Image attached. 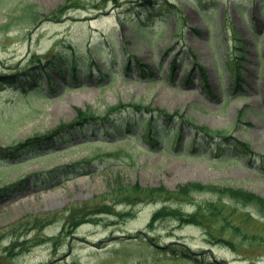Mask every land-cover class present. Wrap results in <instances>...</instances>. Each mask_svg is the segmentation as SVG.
<instances>
[{"label": "rangeland", "instance_id": "rangeland-1", "mask_svg": "<svg viewBox=\"0 0 264 264\" xmlns=\"http://www.w3.org/2000/svg\"><path fill=\"white\" fill-rule=\"evenodd\" d=\"M61 8L65 12L56 13ZM57 54L76 57L78 82L49 71L57 90L48 98L34 94L48 86L36 70L41 81L27 96L12 91L16 80L0 78V145L71 124L76 110L102 115L124 102L157 114L179 112L197 127L232 134L254 154L233 153L235 162L193 149L187 156L169 147L144 150L133 146V137L102 144L95 138L105 134L92 136L88 126L85 135L73 133L19 162L0 157V264H264V221L255 214L244 224L241 211L229 219L255 238L227 235L220 225L208 234L204 226L173 218L149 228L162 202L126 205L111 193L118 182L168 191L202 183L264 199V0H0V76L26 68L33 56L44 65ZM192 56L212 94L199 70L187 82ZM133 57L154 76L125 75ZM63 69L67 76L69 67ZM213 197L196 196L194 204ZM170 204L195 210L194 204Z\"/></svg>", "mask_w": 264, "mask_h": 264}, {"label": "trees", "instance_id": "trees-1", "mask_svg": "<svg viewBox=\"0 0 264 264\" xmlns=\"http://www.w3.org/2000/svg\"><path fill=\"white\" fill-rule=\"evenodd\" d=\"M67 8V7H66ZM66 9H58L56 13L63 14ZM34 18V17H33ZM130 44V42H128ZM95 53H101L100 50L94 49ZM237 51L238 55L236 63L238 67L244 60V53L240 47ZM90 57L94 56V53H90ZM127 54V52H126ZM33 60L28 61L26 68L15 70L5 75L0 76L3 80H7L10 84L16 82L13 90H18L20 93L27 96L33 88L38 85V81H41V77H35V70L38 74H44L47 77V89H37L34 91L37 98H48L49 94H56V84L53 82L49 71L59 74L62 80L68 82H78V60L76 57L71 56L64 57L62 54H57L55 57H50L46 64H42L40 58L36 55L33 56ZM92 59V58H91ZM193 66L191 73L188 75L187 82L191 81L192 74L196 70L200 72L202 77V85L207 92H210V86L208 84V77L206 71L197 61L195 56H192ZM93 60V59H92ZM38 62V66L33 68V65ZM176 62L173 63L172 71L176 68ZM69 67V74L64 76V67ZM110 75L115 76V72L112 69H108L107 63H104ZM124 74L130 75L134 71L141 78L153 77L155 72L151 67L142 63L138 57L128 59L124 65ZM91 70V68H89ZM236 85L237 89H240V83L242 77L240 72H236ZM103 80L107 78L103 76ZM89 80V78H87ZM22 81L24 85H22ZM66 88L67 84L63 83ZM21 89L19 90V88ZM48 90V91H47ZM212 94V93H211ZM77 117L71 124L60 123V126L50 130L46 134H39L30 137L27 140L18 142L17 144L4 147L0 145V157L9 162H19V160L25 159V156L30 154H37L41 149H47L54 145H59L61 141H65V138L69 135L78 132L81 135H85V129L90 127V134L92 136L101 135L104 133L106 137L95 138V142L106 143L114 145L120 141H124L128 137H133V146H140L144 150H163L170 148L172 151L177 152L178 155L187 156L191 149L197 153V155H206L210 152L209 156H217L219 159L237 161L232 154H236L238 157L253 155L254 151L250 145L244 141L235 138L232 134L229 135L224 131H215L207 129L206 127L195 126L190 119H186L185 116L179 112L170 114L167 111H160L156 113L150 106H143L139 103H119L113 107L107 108L102 115L96 114L87 108L85 111L76 110ZM187 129H184V128ZM135 129H139L142 135L136 137L137 132ZM135 131V132H133ZM113 133V135L110 133ZM185 147L186 142H188ZM92 143L82 141V143ZM182 142L181 145H179ZM115 197V203H124L126 205H138L141 203L149 202H162L160 210L156 211L151 217L148 224L149 228H153V225L160 220L173 218L177 222L182 224H191L204 226V228L210 234V230L214 225H220V229L227 235L241 236L243 238H255L250 237L244 232V229L239 225H234L229 219L235 215V212L241 211L243 214V220L241 223H245L246 220L251 219L253 214L258 216V220L264 221V199L246 190H238L231 188H221L215 185H205L198 183H191L187 186H181L176 191H168L167 189L160 187L156 188H142L140 185L123 187L121 182L117 183V186L111 191ZM212 195L213 199L203 201L202 204H194L196 196ZM174 204H194L195 210L192 213L185 212L182 208L173 205ZM229 211V212H228ZM238 219V218H237ZM217 242H223L224 245H228L231 248H235L232 243L224 240L223 238H216ZM147 240V239H146ZM150 244H153L152 239L147 240ZM212 264V263H210Z\"/></svg>", "mask_w": 264, "mask_h": 264}]
</instances>
